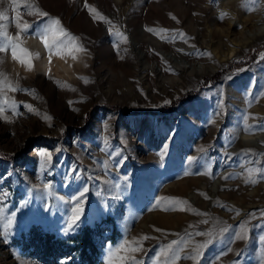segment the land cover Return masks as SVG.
<instances>
[{
	"label": "rangeland",
	"instance_id": "rangeland-1",
	"mask_svg": "<svg viewBox=\"0 0 264 264\" xmlns=\"http://www.w3.org/2000/svg\"><path fill=\"white\" fill-rule=\"evenodd\" d=\"M224 1L0 4L8 16L0 24L13 37L19 33L21 47L39 53L29 70L20 49L18 59L11 48L0 52V73L19 88L3 90L14 107L0 95L3 116L9 118L0 117V264H81L75 253L47 254L44 261L25 238L36 228L65 239L96 224L102 227L96 264H171L174 254L180 256L175 264H264V147L242 137L264 144V35L255 41L232 37L214 56L202 52L212 71L187 73L183 86L179 76L162 78L139 57L145 49L156 60L161 51L155 37L192 42L191 29L210 32L207 22L221 19V13H227L226 22L242 25L244 8L264 5V0L238 6ZM24 4L49 15L29 14ZM89 7L111 24L94 19ZM17 12L21 23L31 25L27 32L15 27ZM52 18H59L84 50H69L70 38L59 37L62 54L52 49L53 65L45 72L41 63L50 51L40 33ZM143 27L167 31L142 36ZM30 38L42 42L41 52L27 42ZM57 59L72 60L74 76L58 69ZM166 107L173 108L166 112ZM241 234L244 239L237 238ZM144 236L148 239L138 240ZM173 241L172 251L161 255ZM121 245L140 250L125 251ZM199 245L204 247L197 255Z\"/></svg>",
	"mask_w": 264,
	"mask_h": 264
},
{
	"label": "bare ground",
	"instance_id": "bare-ground-1",
	"mask_svg": "<svg viewBox=\"0 0 264 264\" xmlns=\"http://www.w3.org/2000/svg\"><path fill=\"white\" fill-rule=\"evenodd\" d=\"M224 1V0H220ZM240 2H244V0H234L231 3L234 6H238ZM210 3V1H209ZM206 1V4H209ZM225 4V1H224ZM246 15H242V25H232L231 22H226L223 18L217 19L214 18L211 21L207 22V25H212V30L210 32H204L200 27L195 28V30L191 29L193 35L192 42H188L183 39H179L177 42H166L165 40H159L158 37H155V44L158 47V50L161 52L157 53L156 60L152 61L150 59V51L145 49H141L139 52V57L141 60H144V63L150 68V70H154L158 73V75L162 78H168L170 75L179 76L180 79L183 80L181 82V86L186 81L187 73H197L199 76L204 75L206 73L211 72L212 67H208L205 60L200 58V54L202 52H209L211 55L220 54L223 50L229 45L230 39L232 37L241 38V40H252L255 41L259 36L264 35V5H261L259 10H248L244 8L243 10ZM183 33V32H182ZM211 33V34H210ZM148 36L149 31L146 28H142L141 35ZM126 35L136 46H140V41H137L133 37V33L130 30L126 31ZM200 35V36H199ZM210 38H219V40L212 44H210ZM194 41V42H193ZM27 42L38 52H41L43 46L42 42L30 38ZM210 44V48L208 47ZM139 49V47H137ZM206 51V52H205ZM72 60L67 62L64 59H57L55 62V66L58 69L63 70L64 74L72 77L74 76ZM53 65L51 60H49L48 54L44 55V59L41 63V68L43 71H50V65ZM15 70L19 69V62L15 63ZM72 70V73H71ZM244 141L249 144L255 146L264 147L262 140L260 138H256L247 134L242 135ZM259 191L255 190L251 192L253 196H257Z\"/></svg>",
	"mask_w": 264,
	"mask_h": 264
},
{
	"label": "snow or ice",
	"instance_id": "snow-or-ice-1",
	"mask_svg": "<svg viewBox=\"0 0 264 264\" xmlns=\"http://www.w3.org/2000/svg\"><path fill=\"white\" fill-rule=\"evenodd\" d=\"M4 2H5V0H0V4H2ZM21 6L22 5L20 3H18V0H11V3H9V5H8V7H14V8H19ZM23 7H25L27 10H29V14L34 15V14L38 13L40 16H44V17H47L49 15L47 12L42 11L41 9H39L34 4H24ZM89 11L93 13L94 19L106 20V18L101 13H99L95 8L89 7ZM6 12H7V9H5L4 11H0V20H7L8 19ZM226 15H227V13H221V18H223ZM20 20H21V17L19 15V12H17L15 27L17 29H20L21 32H27L28 28H30L31 25L28 24L27 22L21 23ZM106 22L111 24V21L106 20ZM147 30L150 32H157V34H159V32L167 31L166 29L157 30V29H152V28H148ZM117 34L123 35L122 33H119V32H117ZM40 35H41V39L44 40L45 46L49 48V51H50L49 60H51L52 49H56L57 54H62L61 48L63 47V44L58 41L59 37H69L70 38L69 50H71V48H75L77 51H83L84 50L82 47H80L78 44L75 43L77 38L72 37L71 34L68 33L66 29L63 28L59 18H52L51 22L45 27V29L42 31V33H40ZM124 39L126 40L127 37L125 36ZM9 48H11V50H12L13 59L19 58L17 56V49H20V51L28 57L26 60L23 58H20L21 63H26L29 70H31V68H32L31 59L33 56H38L39 53H30L28 51V49L21 47V41L19 39V33L17 34L16 37H13V36L9 35V33L7 31V25L6 24H0V52H7ZM262 55H264V54H262ZM74 58H75V56H74ZM2 62L3 61L0 60V63H2ZM5 88L10 89L12 91L19 90L18 84L13 85L12 82L9 81L3 73H0V95L3 96L4 103H7V104H9V106L14 107L15 102L9 101L6 93L3 92V90ZM29 108L31 109V106H29ZM4 111H5V108L2 105H0V117H2L4 119H9L7 116H3ZM46 118H48V117H46ZM201 151H204V149L201 148ZM40 155L42 157H44L46 160L51 159V155L47 152H41ZM249 171L251 173L254 170L250 169ZM252 182H255V181H252ZM46 187H50V185H46ZM85 191H86V189H85ZM162 199H168L173 205L179 202L177 200V198H162ZM159 203L160 202L158 201V204ZM2 212H3V210L0 209V215H2ZM262 214H264V213H262ZM78 216H79V209H76L74 211V214L72 217L73 223L78 219ZM11 223H12V220L9 219L7 224L10 226ZM71 227H72V224H69V228H71ZM243 231L246 232V229ZM237 238L238 239H244L245 235L241 234ZM143 239H148V237L144 236V237L138 238V240H141V241ZM127 243L128 242H126V244ZM133 243H136V241H134ZM176 243H177V241H173L171 244H169L166 249L162 250L161 255L167 256L169 254V252L172 251L173 245H175ZM203 247H204V245H199L197 247V249H196L197 255H199V249L203 248ZM121 249H124L125 251H131V252H135V251L140 250L139 247L125 248L124 245H121ZM117 251L119 252L120 249H118ZM192 258L195 259V257H192ZM121 259L123 260L124 257H121ZM132 259H134V257H132ZM179 259H180L179 254H174L171 264H175V262L178 261ZM165 264H168V262L166 261Z\"/></svg>",
	"mask_w": 264,
	"mask_h": 264
},
{
	"label": "trees",
	"instance_id": "trees-1",
	"mask_svg": "<svg viewBox=\"0 0 264 264\" xmlns=\"http://www.w3.org/2000/svg\"><path fill=\"white\" fill-rule=\"evenodd\" d=\"M172 108L166 107V112H170ZM101 234L102 227L100 224L87 225L77 235L65 239L58 238L52 232L40 233L38 230L36 231V228H33L26 236L25 241H28L36 251L41 253L40 257L44 261H48L45 257L47 254L56 257L61 253H75L81 264H96L100 255L96 238L97 235ZM50 263H56V261L52 260Z\"/></svg>",
	"mask_w": 264,
	"mask_h": 264
}]
</instances>
